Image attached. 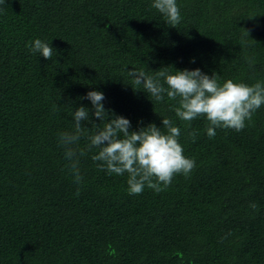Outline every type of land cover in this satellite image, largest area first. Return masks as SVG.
<instances>
[{
    "label": "trees",
    "instance_id": "16d2710c",
    "mask_svg": "<svg viewBox=\"0 0 264 264\" xmlns=\"http://www.w3.org/2000/svg\"><path fill=\"white\" fill-rule=\"evenodd\" d=\"M151 4L0 5V264H264V106L241 131L217 128L209 138L206 117L180 120L178 101L157 102L128 75L199 68L221 84L264 81V0H177L176 28ZM37 38L51 42V60L29 50ZM93 90L129 131H166L162 119L172 120L195 161L191 174L129 194L127 173L99 170L93 149L75 183L59 135L74 130L81 106L91 122H82L79 147L103 127L82 99Z\"/></svg>",
    "mask_w": 264,
    "mask_h": 264
},
{
    "label": "clouds",
    "instance_id": "9594fccd",
    "mask_svg": "<svg viewBox=\"0 0 264 264\" xmlns=\"http://www.w3.org/2000/svg\"><path fill=\"white\" fill-rule=\"evenodd\" d=\"M0 5H5V0H0ZM151 7L161 13L171 27L176 28L180 24L182 17L177 0H152ZM242 29L245 35H250V30ZM27 46L33 54L38 53L46 60L53 57L51 42L37 38ZM248 63L249 67L253 66L251 58H248ZM128 75L132 84L137 88L142 86L144 92L157 102L163 101L165 95L178 101L174 111L180 120L191 122L197 117H206L209 138L216 135L217 128L241 131L245 122L251 121L253 114L264 106V81L249 85L228 79L221 84L215 72L209 76L199 68L175 69L170 73L167 67H163L155 75L131 69ZM82 99L91 102L95 118L104 123L102 128L95 124L97 130L88 135L89 143L84 148L79 147L80 139L87 135L82 122H91L89 109L81 106L73 114L74 130L59 135V144L64 148L75 183L83 181L80 158L93 149L99 150L91 157L99 170L109 175L123 176L127 173L129 194H141L145 187L160 192L170 186L175 176H188L195 168V161L184 155L179 142L180 128L174 126L172 120L162 119V127L166 131L154 123L129 131L132 127L129 119L105 109L103 92L89 91ZM190 135L195 141L197 133L193 131ZM250 206L254 210L257 208L254 202Z\"/></svg>",
    "mask_w": 264,
    "mask_h": 264
}]
</instances>
